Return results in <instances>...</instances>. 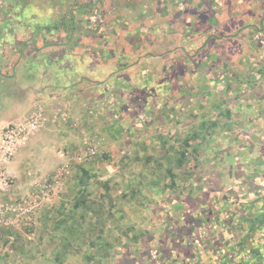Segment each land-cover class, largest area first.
I'll return each instance as SVG.
<instances>
[{
	"label": "rangeland",
	"instance_id": "rangeland-1",
	"mask_svg": "<svg viewBox=\"0 0 264 264\" xmlns=\"http://www.w3.org/2000/svg\"><path fill=\"white\" fill-rule=\"evenodd\" d=\"M262 14L264 0H0L4 63L12 66L28 40L47 46V55L65 59L56 82L83 86L82 94L97 107L84 149L114 140L109 147L116 151L111 159L106 151L85 159L94 171H75V177L67 178L31 238L0 228L1 234L13 236L0 238V264H178L189 250H197L204 234L217 232L215 224L226 231L231 225L229 197L223 199L226 205L214 207L215 195L205 192L219 184L211 125L223 89L246 93L238 103L250 106L254 85L264 105ZM4 25L15 30L2 32ZM53 25L56 32L50 30ZM252 43L259 50L257 62H250L252 49L244 45ZM220 50L225 59L216 63L214 53L217 57ZM32 66L36 71V60ZM54 95L51 103L35 97L29 113L40 111L46 121V109L63 115L67 104L80 99ZM256 116L252 126L242 122L238 129L249 127L251 145L260 150L264 113ZM138 121L137 128L133 124ZM171 121L175 127L166 128ZM170 134L176 139L167 142ZM137 135L142 139L134 140ZM182 135L191 142H181ZM166 149L173 160L166 158ZM241 162L248 181L260 183L261 177L256 181L249 175L260 174L262 162L252 157ZM179 193L187 199L184 221L182 206L161 202L167 194L177 199ZM134 200L141 205L134 206ZM55 234L61 239L53 241ZM54 248L58 257L44 255Z\"/></svg>",
	"mask_w": 264,
	"mask_h": 264
},
{
	"label": "crops",
	"instance_id": "crops-1",
	"mask_svg": "<svg viewBox=\"0 0 264 264\" xmlns=\"http://www.w3.org/2000/svg\"><path fill=\"white\" fill-rule=\"evenodd\" d=\"M263 16L262 14V18ZM261 28L264 29V26ZM31 29L33 31L40 30V27H32ZM1 30L2 32H9L15 29L10 25H4ZM50 30L56 32V26L53 25ZM38 43V41L32 40L22 43L12 58V66L7 61L4 63L3 60H7V57H0V131L8 123L23 122L28 113L33 110L31 106L35 97H40L43 103H51V97L54 94V98L57 94L60 97L66 94L68 96L80 95V99L73 102V104H67L65 110H63V112H67L63 114L64 116L53 114L52 109H46L48 117L44 124L30 135L26 146L20 149L11 160L9 169L15 177L17 192L25 191L34 180L54 171L73 153L80 156L79 159L72 160L70 163L69 176L74 175V177L75 171H94L91 163H83L85 159H92L96 154L105 151L110 159L116 154L113 147H109L115 144L114 140L95 145L94 155L87 154L84 146L90 140L89 137H86V132L93 126L92 113L97 107L92 104L93 99L88 97V94H82L84 93L82 91L83 86H70L68 81L63 84L59 81L56 82V75L61 73L59 71L61 70L60 66L66 60L60 56L47 55L49 52L47 46ZM253 44L244 45L248 49H252L253 54L248 56L250 62H257L258 59L255 57L259 50H257V45ZM36 54H38L37 57H34ZM215 54L216 52L214 53V62L223 63L222 60L225 58H223L222 51L220 50L219 55H217L221 59L220 61ZM237 57L239 58V55ZM34 60L37 62L36 71L33 70L34 67L32 66ZM51 68L54 69L52 74L50 73ZM84 90L87 92L88 87L85 86ZM249 90L251 96H253V102L250 106H247V103L244 102L243 107L242 105L239 106L238 102L241 99L240 96H244L246 93L241 95L239 92L236 94L234 91L231 93L224 89L221 90L218 95L219 103L215 104L214 110L218 116L215 117L211 125L213 127L214 143V174L217 177L215 180H219V184L205 192L215 195L216 201L214 202L218 203L216 205L215 203L212 204L214 207L226 205L228 202L223 199L229 197V204L232 209L229 217L231 225L229 227L225 226L226 231H222L221 224L217 227L215 224L217 232L215 229L213 235L206 236L204 234V237L201 238L202 243H199L197 250L193 251L192 255L189 250L186 255L181 256L178 264H264V170L257 172L260 174L253 173L255 175H249L256 181L257 176L261 177L259 179L260 183L253 185L248 181L249 173L243 169V163L241 162L243 159L252 157L255 161H260L264 165V147L258 150L251 145L254 140L249 134L251 131V129H248L249 127L242 129L243 131L238 129L242 122L252 126L257 119L256 115L264 113V105H260L257 100L258 89L253 85ZM103 122L105 124V120ZM136 124H138L137 128L140 127L139 121L133 125ZM181 126L185 127L183 123ZM174 127L172 121L166 126L168 129ZM156 129L158 128L156 127ZM181 133L183 134V131ZM153 138L149 137L150 143H154ZM169 138L176 139L174 135L170 134L165 137V140L168 142ZM140 139H142V136L137 135L134 137V140ZM186 140L187 143L191 142L188 137H185L184 140L182 135L181 142L185 143ZM164 153L166 158L173 160L171 150L166 149ZM226 160L232 161V163L236 161L235 166L232 163L226 164ZM221 180L226 182H221ZM165 187L168 192V184ZM204 187H201V189L203 190ZM76 188L72 187L71 189L75 192ZM170 192H173V188L170 189ZM181 193H179L177 199L174 198L173 194H167L166 199L161 202L171 205L175 201L177 206H182L187 199ZM201 204L206 205V202ZM135 205L136 201L134 200ZM140 205V203H137L136 207ZM184 211L180 214L183 221L186 214ZM205 212L206 214L210 213L207 209H205ZM222 212V214H225L224 211ZM200 218L205 219L203 215ZM219 219L221 220V218ZM52 237L53 241L61 239L58 234ZM0 238L12 240L13 236L2 233ZM58 251L56 248L52 249V253L46 250L47 253H44V255H53L56 258L59 256ZM68 254L70 253L66 251L65 255Z\"/></svg>",
	"mask_w": 264,
	"mask_h": 264
},
{
	"label": "built area",
	"instance_id": "built-area-1",
	"mask_svg": "<svg viewBox=\"0 0 264 264\" xmlns=\"http://www.w3.org/2000/svg\"><path fill=\"white\" fill-rule=\"evenodd\" d=\"M43 124L42 113L34 111L23 122L8 123L0 131V228H14L27 238H31L43 210L65 189L71 161L80 158L71 154L54 171L34 180L25 191L17 192L9 163L26 146L30 135ZM94 153L95 146L87 149V154Z\"/></svg>",
	"mask_w": 264,
	"mask_h": 264
}]
</instances>
